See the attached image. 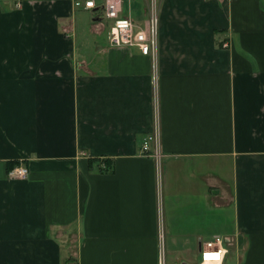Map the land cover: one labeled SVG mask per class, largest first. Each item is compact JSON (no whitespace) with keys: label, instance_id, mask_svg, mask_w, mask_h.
<instances>
[{"label":"crops","instance_id":"1","mask_svg":"<svg viewBox=\"0 0 264 264\" xmlns=\"http://www.w3.org/2000/svg\"><path fill=\"white\" fill-rule=\"evenodd\" d=\"M99 21L0 0V264H264V0H161L156 63Z\"/></svg>","mask_w":264,"mask_h":264},{"label":"built area","instance_id":"2","mask_svg":"<svg viewBox=\"0 0 264 264\" xmlns=\"http://www.w3.org/2000/svg\"><path fill=\"white\" fill-rule=\"evenodd\" d=\"M75 8H81L90 11L91 14H97L103 17L102 20L109 21V35L113 27L116 26L118 20H127L132 26L131 31L124 39L128 40V43L121 41L119 46L136 47L140 53L149 55L153 61H157L158 51V25H159V5L161 0H146L145 4V17L142 21L133 19L130 15L122 14V0H94L95 7L87 8V0H70ZM15 6L19 7L22 4V0H14ZM115 12V16H110L108 13ZM108 41L110 45L118 46L115 42ZM226 45V42L224 43ZM152 102L154 105V128L152 132L145 135L141 142V152L150 155L154 158L156 163V171L159 177L160 173V140H159V121H158V94L154 92L152 94ZM10 173H13L10 175ZM7 175L13 178H25L28 175V167L24 164H16L7 171ZM160 181L158 178V188ZM161 236V234H160ZM219 238L222 244V237L215 235L205 241L203 247L200 249L199 264H201L202 251L206 248L209 242L214 245ZM223 246V244H222ZM219 246L214 247L212 250H218ZM224 247V246H223ZM225 248V247H224ZM157 264H167L164 258L163 247L159 246V255Z\"/></svg>","mask_w":264,"mask_h":264},{"label":"clouds","instance_id":"3","mask_svg":"<svg viewBox=\"0 0 264 264\" xmlns=\"http://www.w3.org/2000/svg\"><path fill=\"white\" fill-rule=\"evenodd\" d=\"M87 8L95 7L94 0H87ZM110 16H115V12L108 13ZM132 26L127 20H118L116 26L112 28L109 35L110 42H115L116 45H120L123 40L124 43H128V40L124 37L130 33ZM13 173H10L12 175ZM219 246L218 250H212L214 247ZM227 249L224 248L221 244L219 238L216 240L215 245L212 242H209L206 245V248L202 251L201 264H223L224 258L227 255Z\"/></svg>","mask_w":264,"mask_h":264},{"label":"rangeland","instance_id":"4","mask_svg":"<svg viewBox=\"0 0 264 264\" xmlns=\"http://www.w3.org/2000/svg\"><path fill=\"white\" fill-rule=\"evenodd\" d=\"M144 2L146 4V0ZM140 5H141V2L138 1V0H122V14L130 15L131 17L134 14L135 15H140L141 14V6ZM133 19H135V18H133ZM140 19L141 18H138V19H135V20L142 21L144 18L142 20H140ZM98 22H100V21H98ZM105 22L109 26V21H107V20L102 21V23H105ZM85 29H86V27L83 25V23H80L79 24V29H78V32H77V39H76L78 43H79V40L85 35L84 32H82V31H85ZM88 35L91 36V34H88ZM218 214L221 215L220 211L216 210V231L218 230L217 229L218 225L221 224L223 226V222L221 220H219ZM226 263L227 264H234V259H231L230 261H227Z\"/></svg>","mask_w":264,"mask_h":264},{"label":"water","instance_id":"5","mask_svg":"<svg viewBox=\"0 0 264 264\" xmlns=\"http://www.w3.org/2000/svg\"><path fill=\"white\" fill-rule=\"evenodd\" d=\"M91 19L99 21V20H102L103 17L100 16V15H97V14H91ZM169 264H190V263H188L186 261H180V262H172V263H169Z\"/></svg>","mask_w":264,"mask_h":264},{"label":"trees","instance_id":"6","mask_svg":"<svg viewBox=\"0 0 264 264\" xmlns=\"http://www.w3.org/2000/svg\"><path fill=\"white\" fill-rule=\"evenodd\" d=\"M16 164H18L17 161H11V162H9V164H8V169H10L11 167H13V166L16 165ZM8 169H7V171H8Z\"/></svg>","mask_w":264,"mask_h":264}]
</instances>
